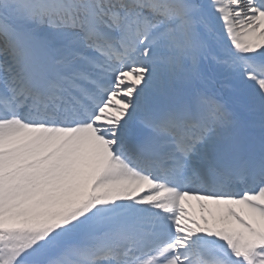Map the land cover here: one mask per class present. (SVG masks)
Returning <instances> with one entry per match:
<instances>
[{
	"label": "snow or ice",
	"instance_id": "6c2138e0",
	"mask_svg": "<svg viewBox=\"0 0 264 264\" xmlns=\"http://www.w3.org/2000/svg\"><path fill=\"white\" fill-rule=\"evenodd\" d=\"M0 264H264V0H0Z\"/></svg>",
	"mask_w": 264,
	"mask_h": 264
}]
</instances>
